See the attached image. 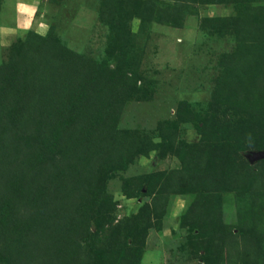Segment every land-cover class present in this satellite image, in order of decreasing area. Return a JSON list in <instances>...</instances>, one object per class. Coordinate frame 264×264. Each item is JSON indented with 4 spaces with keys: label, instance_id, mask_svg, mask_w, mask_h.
I'll use <instances>...</instances> for the list:
<instances>
[{
    "label": "rangeland",
    "instance_id": "1",
    "mask_svg": "<svg viewBox=\"0 0 264 264\" xmlns=\"http://www.w3.org/2000/svg\"><path fill=\"white\" fill-rule=\"evenodd\" d=\"M31 1L35 6L32 24L14 26L10 17L0 23L6 26L0 28V66L5 58L12 59L13 83L30 84L34 76L40 75L44 78L41 84L52 85L54 76L61 78L67 70L74 75L72 83L75 76L80 82L88 63L106 62L113 67L112 54L121 52L120 48L124 51L121 66L126 72L130 75V64H136L137 76L141 70L143 74V79H136L138 92L120 99L117 132L112 133V147L103 160V171L95 179L93 190L87 192L89 199L77 197L88 202L87 214L72 204L75 199L70 191L79 186L78 178L77 187L72 177L69 180H75L74 186L60 189L66 190V196L59 197L67 202L60 217L70 216L66 217L70 223H85L90 228L91 234L80 240L82 246L92 244L99 229L97 243L99 238H107L102 243L109 248L119 244L126 253L132 246L131 238L115 233L139 216L145 229L138 264H264V124L260 121L257 126H236L245 118L264 121V109L260 107L264 101L259 98L264 97V61H259L263 71L255 69L250 66L254 57L241 55L236 37L213 31L211 22L203 27L207 17L230 15L232 2L202 4L187 0L184 7L189 10L196 6L198 14L182 11L180 24L175 23L181 16L176 21L143 24L138 17L126 16L129 2L114 0L116 13H122L124 18V29L120 31L123 27L117 25L118 18L112 27L108 17H103L107 9L103 13L101 0ZM30 38L31 46L24 47L29 64L34 60L37 68L26 67L19 52L22 43ZM36 42L40 50L35 48ZM16 48L18 62L12 57ZM53 48L55 54L59 51L67 60L54 59L48 52ZM222 54L230 61L225 66L219 61ZM257 54L256 61L264 57V53ZM51 66H56L53 71ZM229 66V70L237 68L244 74L224 77V69ZM77 68L83 69L76 74ZM34 93L44 98L45 104L51 101V91L40 89ZM86 104L92 106L90 102ZM75 117H84V113ZM224 124L236 127L225 130ZM28 133L24 132L25 139ZM146 149V154L140 153ZM5 157L0 162L6 163ZM30 162L27 160L26 170ZM199 163L205 167L207 163L215 165L209 182L214 189L206 190L205 167L197 168L195 164ZM245 164L251 166L253 183L245 176ZM187 166V178L181 179L179 173ZM225 168L234 173L232 179L223 173ZM146 173L151 177H144ZM51 181L50 186L42 188L48 190L46 197L54 201L53 191L59 184L55 179ZM199 186L205 188L200 190ZM39 188L35 186L34 192ZM39 194L45 197V191ZM4 214L0 211L2 228ZM84 214L85 220L80 218ZM7 225L0 228V245L6 239L11 247L0 254V264H44L49 258L57 264L64 260L59 249H51L62 243L60 239L61 242L48 243L41 232L26 229L24 237L16 242L12 234L24 228L18 225L9 229ZM67 232L65 228L62 233ZM59 237L56 233L53 240ZM36 240L40 247L34 245ZM15 246L20 250L26 246V254H18ZM90 253L82 257L83 262H98L94 251ZM120 260L117 258L115 264Z\"/></svg>",
    "mask_w": 264,
    "mask_h": 264
},
{
    "label": "trees",
    "instance_id": "2",
    "mask_svg": "<svg viewBox=\"0 0 264 264\" xmlns=\"http://www.w3.org/2000/svg\"><path fill=\"white\" fill-rule=\"evenodd\" d=\"M184 1L187 0H126V4L129 2V5L125 12H127L126 16H135L140 18L141 21L143 20V24L145 22L150 24L156 20L162 22H167L169 19L170 21H176L181 16V19L175 23L180 24L184 18L182 11L188 14H198L196 6H192L191 9L187 10L184 7L186 6ZM196 1L202 4L221 1L224 4L232 2L233 11L230 15L215 18L207 17L203 27L206 28V23L211 22L210 27L213 31L221 35L236 37L241 48V55L254 57L250 66H255V69L263 71L260 67L262 64L259 61H264V57L256 61L255 56L258 55L257 53H264V0H195L193 2ZM101 2L103 3V13L107 9V13H104L103 17H108L110 26L114 27L116 20L119 19L120 24L117 23V25L123 27L121 22L124 18L122 13H116L114 0H101ZM122 29L124 27L120 28V31ZM31 42V38L24 41L19 52L20 56H24L23 63L26 67L37 68L38 64L34 60L32 61L33 64H29L27 50L24 47H30ZM35 44V48L40 50L39 43L36 42ZM54 50L53 48L48 51L54 56V59H66L63 53L57 51V54H55ZM120 51L118 54H112L113 67L106 62L88 63L87 68H85L86 73L83 70L85 78L81 76L82 81L78 82V76H75L73 83L70 79L74 75L69 70L61 78L54 76L53 81L50 79L53 82L52 85L49 83L41 84L44 78L38 75L40 72H37V78H34V76L31 79L30 84H28V81L13 83L14 73L10 63L12 59L10 57L5 58L6 61L1 63L0 66V158L6 156L7 159L6 163L5 161L4 163L0 162V211L5 213V222L2 224L5 227L9 224V229H15L19 226L24 228V230L18 232L19 234H12L16 242L20 241L23 236L22 233L26 229H29L26 232L34 230L38 233L41 232V237L47 239L48 243L51 241L55 244L62 241L61 244L51 248L57 251L59 249V252L64 254V260H59L57 264H115L117 258L121 259L118 264H138L141 252L139 244L142 242L145 229V226H141L142 217L137 216L131 223H127L121 231L115 233V235H124L126 238H131L132 246L129 247V251L126 253L119 244L109 248L106 242L102 243L107 238H99V243H97L99 229L96 230V236L92 239V241H95L89 244L88 247L82 246L80 240H84L85 237L91 234L88 225L78 222L70 223L66 219L67 215L65 218L60 217V212L62 213V209L66 207L67 202L64 203V198L61 199L59 196L61 194L66 196V190L74 186L75 180H69L72 177L76 178V187L79 179L77 189L70 191V195L75 199L72 204L74 208H79L87 214L88 202L77 197L80 195L79 197L89 199L87 192L93 190L95 179L97 180L99 172L103 171V160L108 157L107 151L112 147V133L114 135L117 132V118L121 110L120 99L122 97L129 98L132 94L137 93L136 79L138 77L143 79L142 70L137 76L136 64H130L133 66V72L130 75L121 66L124 51L122 48H120ZM16 52H18L17 48L13 52L15 54L12 53V57L18 62L17 59L20 56L17 57ZM219 61L222 62V66H225L229 60L227 61L222 54ZM233 63L234 61L230 63V66ZM230 66L224 69V77H231L238 72L244 74L242 71H236L237 68L234 71L229 70ZM54 67L56 66H51L52 71ZM82 69H74V73L78 74ZM40 89H44V92H52L50 94L52 95V97L50 96L51 101H48V104L44 103V98H38L34 93L40 91ZM252 96H255V93ZM259 98L264 101V97L259 96ZM86 102H90L92 106H88ZM260 107L261 110L264 109V106ZM258 109L260 108L258 107ZM80 112L84 113V117L76 119L75 115ZM260 121L264 124L261 119L245 118L243 121H238L236 126L245 128L252 127L253 124L257 126L261 123ZM216 127L218 128V126ZM234 127L227 124L223 126L225 130ZM24 132H29V136H26L27 139L24 138ZM2 152H5V155H2ZM140 153L146 154L147 149L141 150ZM26 154L31 156L32 159ZM27 160L31 161L28 170H26ZM202 164L195 165H198L197 168L205 167ZM211 164L207 163L203 173V183L207 191L214 189L209 186L212 185L209 182L215 170V165L212 166ZM53 169L56 170L55 173ZM189 169L191 170L190 167ZM244 170L245 176L250 179V183H253L254 174L251 166L245 164ZM185 172H189L188 166L182 174L179 173L181 179L183 176L185 179L187 178L188 174H185ZM223 173L230 179L234 175L227 168L223 170ZM143 176L151 177V173H146ZM54 179L59 184L58 189L53 191L57 202L56 200L50 201L46 197V191L48 190L42 188L43 186H50L51 180ZM93 181L94 183L91 184ZM146 182L145 185L150 188L151 183L148 180ZM35 186H40V188L34 192ZM61 187L66 189L65 192L60 190ZM199 188L203 190L205 187L199 186ZM41 190L45 191V197L40 196L39 191L42 192ZM127 194L130 195L131 193ZM39 196L41 199L38 200ZM8 211L14 212V214L8 213ZM86 214L81 215L80 218L85 220ZM6 217H9V219ZM10 219H12L11 222H8ZM10 225H13V227ZM65 228L68 229V234L62 233ZM120 228L119 225L117 230ZM56 233L60 234V237L53 240ZM4 243L0 245V254L8 251L11 247L9 240L4 239ZM34 245L40 247L37 240L34 241ZM70 247L72 249H69ZM17 248L18 246L14 247V249ZM18 249V254H26V246L22 250ZM91 250L94 251L100 263L83 262L82 257L86 254L91 256ZM30 255H34V253ZM51 262L52 260L49 258L44 261V264H53Z\"/></svg>",
    "mask_w": 264,
    "mask_h": 264
},
{
    "label": "crops",
    "instance_id": "3",
    "mask_svg": "<svg viewBox=\"0 0 264 264\" xmlns=\"http://www.w3.org/2000/svg\"><path fill=\"white\" fill-rule=\"evenodd\" d=\"M34 13L35 6L31 0H0V23L2 24L10 17L14 26H29L33 23ZM1 27L6 28L5 25H0Z\"/></svg>",
    "mask_w": 264,
    "mask_h": 264
}]
</instances>
